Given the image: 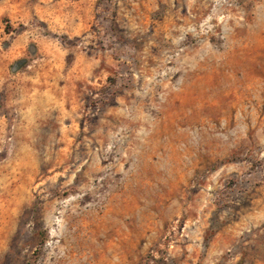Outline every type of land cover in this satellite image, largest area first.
Returning <instances> with one entry per match:
<instances>
[{"label": "rangeland", "instance_id": "1", "mask_svg": "<svg viewBox=\"0 0 264 264\" xmlns=\"http://www.w3.org/2000/svg\"><path fill=\"white\" fill-rule=\"evenodd\" d=\"M19 1L0 264H264V0Z\"/></svg>", "mask_w": 264, "mask_h": 264}, {"label": "crops", "instance_id": "2", "mask_svg": "<svg viewBox=\"0 0 264 264\" xmlns=\"http://www.w3.org/2000/svg\"><path fill=\"white\" fill-rule=\"evenodd\" d=\"M29 11L33 12V11H31V8H26L24 0H20L19 2L15 3V7L10 10L9 14L12 17V19L15 21H16V19H19V18H21L24 21L25 20L30 21L31 13H29ZM35 12H37V11H35Z\"/></svg>", "mask_w": 264, "mask_h": 264}, {"label": "trees", "instance_id": "3", "mask_svg": "<svg viewBox=\"0 0 264 264\" xmlns=\"http://www.w3.org/2000/svg\"><path fill=\"white\" fill-rule=\"evenodd\" d=\"M25 61V59H21V60H18L16 61V63L13 65V70H17L18 68L21 67V64Z\"/></svg>", "mask_w": 264, "mask_h": 264}]
</instances>
